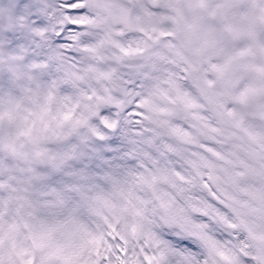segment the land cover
I'll return each instance as SVG.
<instances>
[{
  "label": "snow or ice",
  "instance_id": "6c2138e0",
  "mask_svg": "<svg viewBox=\"0 0 264 264\" xmlns=\"http://www.w3.org/2000/svg\"><path fill=\"white\" fill-rule=\"evenodd\" d=\"M0 264H264V0H0Z\"/></svg>",
  "mask_w": 264,
  "mask_h": 264
}]
</instances>
